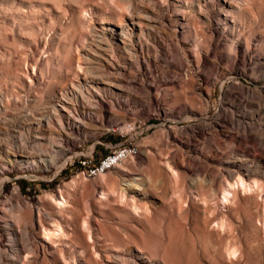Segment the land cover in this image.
I'll use <instances>...</instances> for the list:
<instances>
[{
  "label": "rangeland",
  "instance_id": "rangeland-1",
  "mask_svg": "<svg viewBox=\"0 0 264 264\" xmlns=\"http://www.w3.org/2000/svg\"><path fill=\"white\" fill-rule=\"evenodd\" d=\"M171 1L0 0V159L19 149L28 153L42 149L48 154L44 155L48 161L38 168L28 165L33 157L27 153L23 165H9L10 169H3L0 161V201L20 189L37 206L38 199L50 193L59 198L62 189L68 203L61 210L72 218L88 219L101 264H112L113 251L132 258L135 239L152 264H264L262 131L255 128L254 139H249L231 112L239 110V105L261 112L264 99L241 93L222 68L202 66L200 55L207 45L199 43L208 35L204 31L207 25L182 6L179 12L192 23L191 32L185 34L190 41L185 43V35L172 34ZM186 1L192 4V0ZM236 1L232 2L239 8L234 20L240 30L238 40L261 44L264 51V0ZM143 12L151 18L146 19ZM133 18L146 23L147 31L142 40H128L125 45L110 29L129 24ZM226 40L220 51L230 54L233 42ZM249 75L240 79L254 89L264 86V78ZM95 77L97 83H90ZM108 77L112 83L100 82ZM191 77L196 78L194 83L185 80ZM101 94L110 101L107 112L97 105ZM114 97H121L124 106L113 108ZM224 102L229 106L226 111ZM217 117L225 120L221 132L212 128ZM140 122L149 129L129 138L139 153L121 163L124 168L90 176L81 166L86 158L99 162L115 147L128 144L120 143L128 138L122 128ZM71 123L79 124L80 130L71 129ZM236 161L252 168L249 166L244 177L235 173L232 180L227 173L237 170ZM132 176L150 194L145 199L148 210L141 209L138 215L125 210L119 200ZM240 177L249 188L240 187L225 207L221 184L234 183ZM22 237L20 240H27L26 235ZM3 243L0 264H12L5 249L7 241ZM26 253L31 254L25 252L17 264L34 262L32 254ZM72 257L68 264L75 263ZM95 261L94 257L88 260L99 264ZM38 264H48V259L41 257Z\"/></svg>",
  "mask_w": 264,
  "mask_h": 264
},
{
  "label": "bare ground",
  "instance_id": "bare-ground-1",
  "mask_svg": "<svg viewBox=\"0 0 264 264\" xmlns=\"http://www.w3.org/2000/svg\"><path fill=\"white\" fill-rule=\"evenodd\" d=\"M168 1H170V0H168ZM232 1H236V0H205V4H201V2H202L201 0H192V1H190V3L192 2V4L189 5V3H187V1L185 3L184 0H172L171 1L172 9H171V16L170 17H172V20H171L172 24L175 25L174 30H172L173 31L172 34L174 33L176 36H179L180 34L185 35L186 32H191V29H190V27H191L190 24H192L190 22L191 20L189 21L188 20L189 18H187L185 15H183L182 13L179 12V9L181 11L182 6H186L187 8H189L188 11H192V15L194 17L195 16L197 17V18L195 17L196 19L195 18L192 19L193 22L195 19L196 21L199 20V22H202L203 25H205V24L207 25L204 29V31H206L208 33L205 41H204V39H201L204 41L201 43L196 38L198 40V42H200L199 43L200 45L203 44V46H204V43H205V46L207 45V49L203 48V50L205 49V51L202 52V54L200 55V61L199 62L202 64V66H204V67L213 66L214 69L215 68H222L221 70L226 76L228 74H231L230 80L233 81L234 86L237 89H239V91L241 93L246 94L247 97L252 95V94H254V95L257 94L260 98L264 99V86L260 87L259 89H254L251 86L246 85L245 82H243L240 79V76H247L249 74L251 75V76L249 75L250 77H253L252 75L257 74V77H255V79H259V78L263 79L264 78V51L262 49L263 47L261 44H258L255 42H254L255 44L249 43V42H251V40L250 41L247 40L248 43L243 44L242 42H240L238 40L239 37L237 38V34L239 33L240 30L239 31L237 30V26H236L237 23H235L234 20L237 17L236 14H237V10L239 8ZM139 13H141V12H139ZM143 15H144V17H146V19L151 18L147 12H143ZM143 15H142V17H143ZM199 22L197 24H199ZM145 24L141 19L135 20L133 18L132 22H130L129 24L128 23L124 24V25L120 24V25L112 27L110 29L111 35L113 37L119 39L120 42L124 43L125 45H127L128 40L130 41L133 39H138L140 41L144 38V35H145L146 29L143 27V25H145ZM201 25H200V27H201ZM199 29H198V32H199ZM201 29H202V27H201ZM204 31L201 30V32H204ZM237 31H238V33H237ZM190 35H192V34H190ZM188 36L186 37V35H185V39H186L184 41L185 43L186 42L189 43V41H190ZM202 36H203V34H202ZM225 39L233 42V44H232L233 45V47H232L233 52H231L230 54H228V52H227V54L225 52H223L224 51L223 49L220 51L221 46L223 44V41ZM227 40H226V42H228ZM247 41H245V42H247ZM130 44H128V45L130 46ZM202 47L201 48L199 47V48L202 50ZM197 58H198V56H197ZM220 59H221V61H219ZM221 63L222 64L224 63V65L221 66ZM148 64L151 66L150 63H148ZM173 64H174V67L175 66L177 67L179 65V64H176V62ZM180 66L182 67V64H180ZM199 66L201 67V65H199ZM99 70H101V67ZM187 73L188 72H186V74ZM202 73H203V71H202ZM112 74H114V73H112ZM146 75H143L144 76L143 81H146L148 79ZM200 75H201V73H200ZM205 75H207V74H205ZM112 76H114V75H112ZM194 76L195 75L193 74V77ZM97 77H99V75ZM187 77H189V75H187ZM193 77H191V79L189 78V80H188V78L185 80L189 81L191 83H194L196 78H193ZM209 77L210 76H208V77L205 76L206 81L210 80ZM110 79H109V77L106 78L105 80L103 78V80H100V82L112 83ZM97 80L98 79H96V77H95L94 79L89 80V82L90 83L93 82L94 84H96ZM210 81H207V82H210ZM210 83H212V82H210ZM139 87L141 88V86H139ZM79 88H77V89H79ZM117 88H119V87H117ZM150 89H151V87H150ZM81 91H79V92H81ZM97 91H98V93L100 92L99 90H97ZM83 93H85V92L83 91ZM90 93H92V92H90ZM243 94H242V96H244ZM228 96H230V95H228ZM120 98L119 97L113 98V100L111 102L113 105V108L115 106H120V107L124 106L123 100H121ZM106 99H107V95L101 94V96L98 97V100L96 101L94 99V101H96L97 105H99V107H101L100 110L107 112V110H108L107 102L109 103L110 101H107ZM147 100H148V97H147ZM150 101H151V99H150ZM236 101H237V98H236ZM150 103H152V101ZM239 103H241V101ZM259 103H261V102H259ZM241 104H243V103H241ZM148 105H150V104H148ZM231 105L233 107V104H231ZM239 107L241 108V110H240V108H239V110H237V108H236V110L231 111V112H233L232 113L234 116L233 119L237 120L239 122L240 126H243V129L245 130V135L249 139L250 138L254 139V135L252 132L255 128H259L262 131V144L264 145V110L261 109L262 110L261 112L258 110L257 111H255V110L250 111L249 109H246L247 105H245V108L242 105H239ZM222 108L225 110V108H229V106H226V104L224 102L222 104ZM161 109H163V108H161ZM223 109H221V110H223ZM113 110L115 111L117 109H113ZM113 110H112V112H114ZM225 111H223V113ZM118 113H119V111H118ZM121 113H122V110H121ZM55 114L57 116H61V117L63 115V114L59 115L60 113H58V111ZM224 115H226V114H223V116ZM220 118H218V120L216 119V121H213V124H212L213 130L215 129L217 132H219V131L221 132V130H223V126H224L223 123L225 120L223 121V119H220ZM69 126L71 127V129L72 128L73 129H79L80 128L79 124H74V123L69 124ZM203 129H205V128H203ZM203 129H201V131H203ZM65 136L68 138L67 133L65 134ZM130 146L132 148L128 149V144H121V145L115 147L109 154H107L105 156V159H113L118 154L122 153L120 155V160H118L117 163H113L112 169H114L118 166L123 167L121 165V163L122 164L125 163L126 160L135 157L139 153L138 149H136V148H138L137 146H135V145H130ZM29 152H30V150H29ZM26 153L28 154V156L33 157L32 160L27 161L28 165L31 166L32 168L41 167L42 164H45L48 161V159H46L44 157V155H48V154L46 151H42V149L38 153H36L35 151L28 153V151L19 149L13 153H7L5 155L6 156L5 160H1L4 158L1 155L2 158L0 159V161H2V163L4 164L3 169H5V170L7 168L10 169L9 165L11 167H14L17 164L23 165L22 161L25 157H27V155H25ZM237 160H239V159H237ZM220 161L221 160H219V163H220ZM230 162H232V161H230ZM240 162H242V161L240 160ZM243 162H245V161H243ZM232 164H234V163H232ZM244 164L237 163V161H236L235 167L237 170L236 171H228V173L226 171V173L228 174V177H233L232 178V180H233L235 177L234 175H236L235 173H238L241 176H243V174L246 171L250 172L249 166H251V165H249L247 167V166H244ZM97 165H104V158H102L99 162H97ZM251 168H252V166H251ZM122 170H125V169H122ZM107 171H109V170L95 171L93 174H91L88 171V173L90 176H99V175L106 173ZM174 173H177V172L174 171ZM174 173H173V175H175ZM249 176H251V175H249ZM249 176H247V177L249 178ZM137 179H138V177H137ZM137 179L135 178V176L134 177L132 176L131 178L128 179L127 183L121 189L122 191L120 192V195H119L120 199L119 200H120V203H122V205L124 206L125 210H129V211H131L132 214L134 213V214L138 215V214H142L140 212L141 209L148 210L147 200H145V199H148V195L150 196V194H148V192H149L147 189L148 187L147 188L144 187L141 182L137 181ZM215 183H216V180H215ZM246 183H247V181H245L244 178L240 177L239 180H237L234 183L229 182L227 185L224 183L221 184V187H220V192L222 193L221 200L224 202L225 207H229V203L232 201L231 195H234L236 192L238 194L239 192L237 190L240 189V187H243V190H247L248 185ZM182 190H184V189H182ZM59 196L60 197L58 198V194L50 193L46 196V198H43V197L39 198L37 201V206H35V205L30 204L29 201L26 200V198L24 197V195L20 189H15V190H13V192L11 193L10 197L7 200H4V201L1 200L0 201V249H1L2 245L4 244L3 243L4 240H6L7 243L5 245H7V246L5 249H6V253L9 252V255L12 256L10 259L12 264H17L18 263L17 260H19V258L21 256H23V254L25 252H28L29 254L31 253L32 257L34 258L33 263L26 261V263L28 262L27 264H38L41 257H43V260L48 259V264H56L61 259H63V261H64V262L62 261L61 263L68 264V262H71L69 260H71L70 257L72 256V254H73L72 258H74V260H75L74 261L75 263L73 262L74 264H89L88 260L91 257L95 258V260H96L95 263L101 262V261H99L100 260L99 257L102 255L97 250L96 246H98V245H95L96 239H95V236L93 234V230L91 229V226L89 225L88 219L85 217L84 218L78 217L77 215H74V216H77L74 218L70 217L71 215L68 216L69 214L66 215L67 211L64 212L61 209L66 208L65 206L67 205L68 200L66 199V197H65L66 195L63 193L62 189H60V191H59ZM101 197L105 198L107 196L103 195ZM45 199H47V200H45ZM9 205H12L11 208L13 210L11 208H9ZM128 207H129V209H126ZM8 208L11 209L12 211H14L16 213V215H12V212H9L10 210L8 211ZM54 208H55V210H56V208H58L59 210H56L57 211L56 212V211H54ZM143 214H145V213H143ZM218 224H219V226L220 225L223 226L224 223H223V221H221V222L218 221ZM21 235L23 237H24V235H26L27 240L25 239V237L23 239L24 241L20 240ZM129 237H128V239H129ZM140 237H142V236H140ZM142 238H144V237H142ZM136 240L137 239L133 240L134 241L133 243L135 244V246H137V248H136V250H134L135 253H134V256L132 258L129 256L126 257L124 255H123L124 256L123 257L121 254L113 251V252H111V255H110L111 259L113 260L111 263L112 264H121V263H123V264L124 263L125 264H152V262H149L148 257L145 256V250H143V247L138 243V241L136 242ZM139 240H140V238H139ZM124 247L125 246H123V248ZM229 252H230V250H229ZM151 253L152 252H150V254ZM31 254H30V256L28 254L27 255L29 257H31ZM146 255H147V252H146ZM59 257H61V258H59ZM100 258H102V257H100ZM58 259H60V260H58ZM32 260H29V261H32ZM49 260H52L51 263H49ZM150 260H154V259H150ZM8 263H9V261H8ZM19 263H21V262H19ZM102 263L107 264L105 262H102ZM99 264H101V263H99Z\"/></svg>",
  "mask_w": 264,
  "mask_h": 264
},
{
  "label": "built area",
  "instance_id": "built-area-1",
  "mask_svg": "<svg viewBox=\"0 0 264 264\" xmlns=\"http://www.w3.org/2000/svg\"><path fill=\"white\" fill-rule=\"evenodd\" d=\"M149 129L148 125H144L141 122L139 123V126H136V124L128 123L127 125H124V128H122V134L128 135V138L121 141L120 143H128V149L132 148L129 145V138L133 135H138L139 133L145 132ZM126 132V133H124ZM130 135V136H129ZM115 146V145H114ZM139 151V148H136ZM122 154V153H121ZM118 154L113 159H105L104 155V165H97V162L92 163L91 159H84L81 162V166L85 168L86 171H89L91 174H93L95 171H106V170H112L113 163H117L118 160H120V155Z\"/></svg>",
  "mask_w": 264,
  "mask_h": 264
}]
</instances>
